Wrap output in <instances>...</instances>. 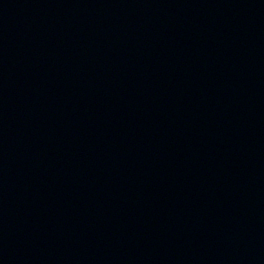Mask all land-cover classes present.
<instances>
[{"label": "water", "instance_id": "obj_1", "mask_svg": "<svg viewBox=\"0 0 264 264\" xmlns=\"http://www.w3.org/2000/svg\"><path fill=\"white\" fill-rule=\"evenodd\" d=\"M0 264H264V0H128Z\"/></svg>", "mask_w": 264, "mask_h": 264}]
</instances>
